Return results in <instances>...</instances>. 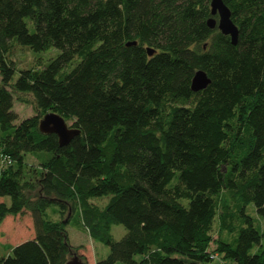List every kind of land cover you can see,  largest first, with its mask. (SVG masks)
I'll return each instance as SVG.
<instances>
[{
    "label": "trees",
    "instance_id": "trees-1",
    "mask_svg": "<svg viewBox=\"0 0 264 264\" xmlns=\"http://www.w3.org/2000/svg\"><path fill=\"white\" fill-rule=\"evenodd\" d=\"M210 1L0 0V224L28 212L34 228L0 264L87 263L74 215L109 247L95 264H264V0H223L235 46L207 26ZM17 44L58 54L13 82ZM198 70L210 84L193 92ZM15 95L36 114L16 123ZM50 112L79 131L67 145L40 132Z\"/></svg>",
    "mask_w": 264,
    "mask_h": 264
},
{
    "label": "rangeland",
    "instance_id": "rangeland-1",
    "mask_svg": "<svg viewBox=\"0 0 264 264\" xmlns=\"http://www.w3.org/2000/svg\"><path fill=\"white\" fill-rule=\"evenodd\" d=\"M218 20V16H215ZM58 54V51L54 48H51L42 52H34L28 48L22 47L20 45H14L9 58L14 61L15 64V73L13 76V82L19 77L20 71L27 68L42 69L48 61L55 57ZM19 95L14 96V106L13 110L18 116L16 123L22 121L23 119L32 117L36 114L35 108L31 103V97L22 96L26 99V102L21 100ZM68 126H71L72 121H66ZM27 165L26 169L36 168L35 160L27 155L26 157ZM8 202V199H5ZM97 201V200H96ZM99 204H105L107 198H104L101 201H97ZM253 206H248L247 212L252 217H256ZM47 214L51 219H58L56 214H53L52 208H49ZM16 218V216H14ZM257 224L260 223L261 229L264 233V220H257ZM16 227L19 228L16 231ZM217 224L215 222L213 235L216 236ZM4 232L5 235H10V239L4 238L3 235L0 236L2 242L10 241L11 244H15L19 241L29 240L33 236L34 228L32 223L31 215L28 212H24L16 219L12 220L10 218L6 219L0 225V234ZM67 233L69 236V241L71 245L78 249V254L83 256L86 259L87 264H95L97 260H102L107 257L109 254V247L100 243L93 241L86 229L81 225L78 216L74 215L70 219V222L67 226ZM111 233L115 240H120L126 233V229L122 225H113L111 228ZM262 244L264 245V237L262 238ZM215 245L210 246V250L214 251Z\"/></svg>",
    "mask_w": 264,
    "mask_h": 264
},
{
    "label": "water",
    "instance_id": "water-1",
    "mask_svg": "<svg viewBox=\"0 0 264 264\" xmlns=\"http://www.w3.org/2000/svg\"><path fill=\"white\" fill-rule=\"evenodd\" d=\"M211 17L207 21L210 29L217 28L223 35L229 36L231 43L235 46L238 42L239 29L231 17V11L223 0L210 1ZM215 16H218L216 20ZM136 42H129L126 45H135ZM154 51L148 49V55H153ZM210 84V79L203 70L195 72L191 80V90L199 92L204 90ZM39 130L43 134H55L58 137L61 146L67 145L79 131L70 128L64 118L57 113L50 112L44 115L39 122ZM66 264H87L74 256Z\"/></svg>",
    "mask_w": 264,
    "mask_h": 264
},
{
    "label": "built area",
    "instance_id": "built-area-1",
    "mask_svg": "<svg viewBox=\"0 0 264 264\" xmlns=\"http://www.w3.org/2000/svg\"><path fill=\"white\" fill-rule=\"evenodd\" d=\"M14 164L12 157L2 151H0V174H2L7 168ZM211 258L219 264H231L222 259L218 254L211 255Z\"/></svg>",
    "mask_w": 264,
    "mask_h": 264
},
{
    "label": "crops",
    "instance_id": "crops-1",
    "mask_svg": "<svg viewBox=\"0 0 264 264\" xmlns=\"http://www.w3.org/2000/svg\"><path fill=\"white\" fill-rule=\"evenodd\" d=\"M17 217H19V215H17L16 218H17ZM8 218H10V219H12V220L16 219V218H14V216H7V217L4 219V221H5L6 219H8ZM4 221H3V222H4ZM3 222H2V223H3ZM0 225H1V224H0ZM18 230H19V228L16 227V231H18ZM1 235H3L4 238H6V240H7V239H10L9 237H11V236L8 235V234L5 235L4 232H2V234H0V236H1ZM33 238H34V233H33V236H32L31 238H29V240H31V239H33ZM25 241H27V240H25ZM25 241H19V242L15 243V244H11L10 241H8V242H2L1 239H0V244L2 245V254L8 255V252H7L6 248H5L7 245H10V246H16V245H19V244H21V243H23V242H25Z\"/></svg>",
    "mask_w": 264,
    "mask_h": 264
}]
</instances>
